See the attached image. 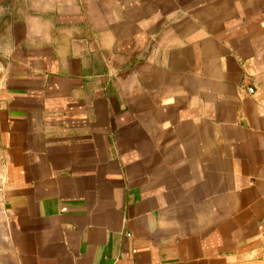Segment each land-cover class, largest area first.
I'll list each match as a JSON object with an SVG mask.
<instances>
[{"label":"crops","instance_id":"1","mask_svg":"<svg viewBox=\"0 0 264 264\" xmlns=\"http://www.w3.org/2000/svg\"><path fill=\"white\" fill-rule=\"evenodd\" d=\"M0 264H264V0H0Z\"/></svg>","mask_w":264,"mask_h":264},{"label":"water","instance_id":"2","mask_svg":"<svg viewBox=\"0 0 264 264\" xmlns=\"http://www.w3.org/2000/svg\"><path fill=\"white\" fill-rule=\"evenodd\" d=\"M1 67V66H0Z\"/></svg>","mask_w":264,"mask_h":264}]
</instances>
